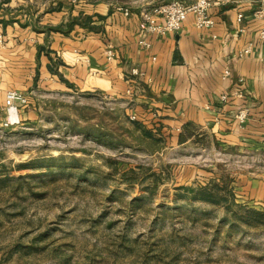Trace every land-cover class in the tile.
Here are the masks:
<instances>
[{
  "label": "rangeland",
  "instance_id": "374dc122",
  "mask_svg": "<svg viewBox=\"0 0 264 264\" xmlns=\"http://www.w3.org/2000/svg\"><path fill=\"white\" fill-rule=\"evenodd\" d=\"M29 96L30 119L0 106V264H264V225L243 222L264 150L178 143L97 93Z\"/></svg>",
  "mask_w": 264,
  "mask_h": 264
},
{
  "label": "crops",
  "instance_id": "0c3cea01",
  "mask_svg": "<svg viewBox=\"0 0 264 264\" xmlns=\"http://www.w3.org/2000/svg\"><path fill=\"white\" fill-rule=\"evenodd\" d=\"M261 4L228 0L209 7L210 28L195 27L188 13L176 31L160 33L145 30L142 7L0 0V106L6 91L19 92L26 98L19 111L30 119L35 92L97 93L126 103L136 121L155 122L178 143L210 139L264 150V17L254 15ZM248 44L251 51L239 56ZM243 108L247 118L239 121ZM248 184L264 209V182Z\"/></svg>",
  "mask_w": 264,
  "mask_h": 264
},
{
  "label": "built area",
  "instance_id": "2783aa9c",
  "mask_svg": "<svg viewBox=\"0 0 264 264\" xmlns=\"http://www.w3.org/2000/svg\"><path fill=\"white\" fill-rule=\"evenodd\" d=\"M228 0H163L157 4L151 5L147 8H142L140 16L145 30L150 32H172L179 28L180 23L184 20L188 13H192L194 16V25L197 28H210L213 25V20L208 15V9L212 5H218ZM123 13L126 15L127 11ZM255 16L264 17V5L261 4L260 8L254 11ZM162 18V22L158 23L156 18ZM237 20H241V15H237ZM258 37L264 41V28L258 31ZM251 51V46L248 44L240 53L239 56L247 55ZM108 57L111 56V51L106 50ZM131 74L138 75L139 72L136 69L131 70ZM227 69L224 70L223 75L228 76ZM235 96H240V91L234 92ZM221 99L225 100L226 95L222 94ZM26 102L25 97L16 91L8 90L5 92V110L8 115V119L12 122L17 121L16 107L17 104H24ZM239 121H243L247 118V110L245 108L240 109L236 114ZM130 119H135L134 115L129 116ZM15 119V120H14Z\"/></svg>",
  "mask_w": 264,
  "mask_h": 264
},
{
  "label": "trees",
  "instance_id": "16d2710c",
  "mask_svg": "<svg viewBox=\"0 0 264 264\" xmlns=\"http://www.w3.org/2000/svg\"><path fill=\"white\" fill-rule=\"evenodd\" d=\"M144 135L146 136H151L150 132L147 130H143ZM199 185H204V184H199ZM187 184L185 185H181L180 187L186 188ZM201 193H204L205 190L204 188L200 190ZM205 199H211L210 196V192L207 191V193L201 194ZM245 217V220L243 221L244 224H247L249 226H260V225H264V211L263 210H257V209H246L245 211H243ZM235 218L240 219V216H236Z\"/></svg>",
  "mask_w": 264,
  "mask_h": 264
}]
</instances>
